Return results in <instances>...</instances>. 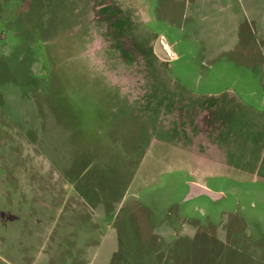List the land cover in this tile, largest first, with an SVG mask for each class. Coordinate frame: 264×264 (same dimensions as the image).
Masks as SVG:
<instances>
[{"label": "rangeland", "instance_id": "374dc122", "mask_svg": "<svg viewBox=\"0 0 264 264\" xmlns=\"http://www.w3.org/2000/svg\"><path fill=\"white\" fill-rule=\"evenodd\" d=\"M96 256L264 264V0H0V264Z\"/></svg>", "mask_w": 264, "mask_h": 264}, {"label": "water", "instance_id": "95a60500", "mask_svg": "<svg viewBox=\"0 0 264 264\" xmlns=\"http://www.w3.org/2000/svg\"><path fill=\"white\" fill-rule=\"evenodd\" d=\"M201 194H206L213 199H219L221 197V194L214 193L213 191H211L210 189H207L206 187L196 185V184H191L188 198H192V197H195Z\"/></svg>", "mask_w": 264, "mask_h": 264}, {"label": "crops", "instance_id": "0c3cea01", "mask_svg": "<svg viewBox=\"0 0 264 264\" xmlns=\"http://www.w3.org/2000/svg\"><path fill=\"white\" fill-rule=\"evenodd\" d=\"M244 1H249V2H258V1H263V0H244ZM98 261V256L95 257V260L92 262V264H96ZM98 264V263H97Z\"/></svg>", "mask_w": 264, "mask_h": 264}, {"label": "flooded vegetation", "instance_id": "af4514ba", "mask_svg": "<svg viewBox=\"0 0 264 264\" xmlns=\"http://www.w3.org/2000/svg\"><path fill=\"white\" fill-rule=\"evenodd\" d=\"M168 51V50H167ZM170 54V53H169Z\"/></svg>", "mask_w": 264, "mask_h": 264}, {"label": "bare ground", "instance_id": "6f19581e", "mask_svg": "<svg viewBox=\"0 0 264 264\" xmlns=\"http://www.w3.org/2000/svg\"><path fill=\"white\" fill-rule=\"evenodd\" d=\"M160 47V46H159Z\"/></svg>", "mask_w": 264, "mask_h": 264}]
</instances>
